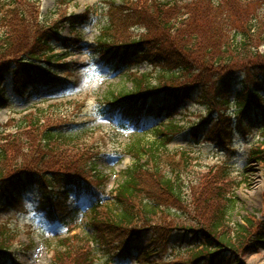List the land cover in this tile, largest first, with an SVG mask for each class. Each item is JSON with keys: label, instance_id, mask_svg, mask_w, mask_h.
<instances>
[{"label": "rangeland", "instance_id": "obj_1", "mask_svg": "<svg viewBox=\"0 0 264 264\" xmlns=\"http://www.w3.org/2000/svg\"><path fill=\"white\" fill-rule=\"evenodd\" d=\"M7 1L0 0L4 15L0 16V35L7 32L13 47L1 58H18L29 50L40 53L41 47L32 46L51 36H56L55 49L61 56L51 67L43 69L52 78L50 82L43 87L27 85L28 91L23 95L15 90L12 81H16L15 84L28 82L32 74L11 72L6 83L7 104L3 105L0 100V147L7 149L11 160L3 163L5 179L0 187L16 185V181L27 174L26 169L39 179L43 174L52 173L59 181L52 185V190L38 183L35 190L21 191L22 202L17 200L10 208L1 200L0 239L9 246L4 264H54L53 255L57 257L62 241L73 246L71 251L61 252V258L78 261L75 264H88L83 255L89 251L94 255L90 260L101 264H145L143 250L133 251L128 256L119 254L125 238L135 234V230L143 232L145 237L140 240L153 254L154 264L181 261L192 264L190 257L200 247L185 251L193 246L181 243L186 238L184 235L169 237L177 232L174 229L180 224L199 229L220 224L216 234L230 238L241 264H264V244L253 243L257 240L255 233L264 225V163L253 159L252 153L264 148L261 133L264 120H258L247 131L235 130V107H221L215 100L216 70L222 75L224 72L219 66L214 68L205 63V57L211 58L208 47L215 40L216 31L226 33L221 36L223 40L231 38L228 29L234 21L218 24L212 19L216 12L200 6L179 10L196 0ZM252 1L225 0L223 12L239 15L240 22L248 14L264 15V0ZM248 2L253 4H245ZM183 15H191L194 26H178L180 32L177 33L174 27L185 19ZM70 17L74 19L68 20ZM88 20V24H80ZM71 21H77L76 29L69 24ZM104 35L110 36L114 48L98 45V38ZM194 35H199L198 41L193 39ZM132 41L143 45L137 49L121 46ZM15 49L17 52H13ZM106 50L109 52L103 53ZM124 51L137 57L131 58L127 68L121 69L111 58L114 52ZM257 53L264 54V46L259 47ZM159 55L165 60L158 61ZM107 59L113 68L106 66ZM184 66H191L192 70L187 72ZM249 69V73H241L239 82L232 84L236 85L235 91L242 89L243 80L254 86L257 76L264 87L263 72L258 71L257 66ZM134 80L141 85H163L175 93L190 86L189 82L197 85L193 86L192 96L177 110L164 111L155 119L142 115V100L122 103L115 113L104 114L108 96L116 97L122 91H140L136 90ZM219 92L222 94L221 90ZM153 95L145 104L163 106L164 99L172 101L165 98L168 94L163 90ZM232 100L235 102L234 96ZM213 109L216 110L208 116V111ZM38 110L47 116L41 118L38 126L30 124L20 130L25 119L32 121ZM205 121L207 128L201 130L199 127ZM83 123V127H77ZM172 123L175 128L169 134L166 127ZM157 129L161 135L156 134ZM222 129L224 132L220 133ZM80 131L83 133L79 141L68 140ZM47 132L62 135L55 144H50L53 149L43 142ZM137 138H142V144L150 147L143 150L144 158L139 161L144 163L139 177L144 188L124 206L131 210V225L116 228L113 225L117 213L113 211L119 200L115 199L114 191L124 173L133 166L134 156L127 152V147ZM164 141L168 142L166 147L161 145ZM150 150H154L151 153L155 157ZM93 159L97 170L108 177L105 186L87 170L86 164ZM168 172L172 173L174 191L178 195L167 191L160 179ZM65 173L85 177L96 190H103V204L95 208L99 211L96 227L90 224L95 210L91 199L81 202L83 212L74 223L67 226L58 222L57 219L67 217V208L76 206H70V201L62 198L65 188L61 182ZM176 179L180 185L174 183ZM41 192L53 197L55 219L52 221L38 205L43 196ZM208 199L211 201H206ZM145 202L155 206L154 213H144L143 210L150 211L145 208ZM224 208L222 224L218 211ZM106 235L109 237L105 244L99 243ZM245 245L247 247H243Z\"/></svg>", "mask_w": 264, "mask_h": 264}, {"label": "trees", "instance_id": "obj_2", "mask_svg": "<svg viewBox=\"0 0 264 264\" xmlns=\"http://www.w3.org/2000/svg\"><path fill=\"white\" fill-rule=\"evenodd\" d=\"M241 1V0H240ZM252 1V0H250ZM7 2H10L7 1ZM225 0H196V3L189 4L181 7V9L185 10H191V6H200L207 10H214L216 12V16H212V19L214 21H217V23H231L229 25L228 32L231 33V38L223 40L221 36H225L226 33H218L216 31V38L214 41H212L211 45L208 47V53L211 54V58L205 57V63L212 64L214 68L219 66L221 68V71L224 72L223 75L219 70L217 71V74L214 78L213 82H216L217 85V94L215 100L219 101L221 107H225L227 109H232L235 107V110L233 115L236 117V128L237 130H246L247 128H250L255 125V123L260 120L264 119V87L260 85V77L257 76L254 78V80H257L255 85L249 86L245 80L242 81V90L239 92L235 91V85H232L234 81L239 82V78L241 77L242 72L249 73L250 69L253 66H257L258 71L263 72L264 74V54H258V49L261 46H264V15H256L252 14L251 16L248 14L247 18H242V22H240L239 18H241L239 15L236 14L233 15L232 12L225 13L223 12L224 9V3ZM254 2V1H252ZM163 4V3H162ZM161 3H157L156 5H162ZM247 5L253 4L251 2L245 3ZM133 5H136L133 4ZM153 7L154 4H152ZM130 8V7H129ZM127 10H129L127 8ZM127 10L123 9L124 12H127ZM129 12V11H128ZM0 16L1 18L4 17L1 6H0ZM185 15H183V18ZM219 18V20L217 19ZM0 18V19H1ZM74 18H69L68 20H72ZM238 20V21H237ZM82 23H85L82 21ZM178 26H185V27H193L194 26V19L191 17V15L185 17V19H182L178 21V23L175 25L174 30L178 33L180 32V28ZM102 31V29H101ZM55 37L51 36L47 41L39 42L37 45H33L32 47H41L40 53H33V52H23L21 56L13 57L11 59H3L1 58V55L4 54V52L9 51L13 47V43L11 40L7 37V32L2 35H0V100L2 103H5L3 105L7 104V98L8 93L6 92V87H4V82L6 81L7 76L10 74V72H16V74L22 72L25 67L29 69V72L33 73V76L30 77V80L28 82L21 83L23 84L21 86V89L18 87L19 85H16V91L21 92L22 95L26 93L27 88L25 85H31V86H43L47 85L51 78L47 76V73L42 70V66L47 65L48 67L51 66L52 62L55 60H58L59 53H56L55 51ZM195 41L199 40V35H194L193 38ZM182 39H178L180 42ZM223 40V41H222ZM39 41V39H38ZM98 45L104 46V47H114L111 42L110 36H101L98 38ZM55 43V44H54ZM143 43H138L135 41H132L128 44H122L123 48L126 49H137V47H142ZM213 45V48L211 46ZM31 47V48H32ZM121 48V47H117ZM13 52H17L15 49ZM104 52H109V50H106ZM125 53H119L117 52V55L115 56V60L120 63V68H127L129 61L131 58L135 59L137 56L133 55L132 53L127 51H124ZM2 53V54H1ZM12 53V52H11ZM232 53L233 56L230 54ZM133 55V56H132ZM9 56V55H8ZM157 60L164 61L165 58L162 55L157 56ZM203 60V59H202ZM153 62V61H151ZM260 62V63H259ZM180 63V61L178 62ZM242 66V67H241ZM23 68V69H22ZM185 71L190 72L192 70L191 66H184ZM240 68V69H239ZM183 70V69H182ZM181 72V69H180ZM171 72H168L170 74ZM181 74V73H179ZM190 76V75H189ZM45 79V81H44ZM16 81H13V84H15ZM134 83L136 85V90H140L139 92H130V91H122L117 94L116 97L108 96L105 99L106 105H105V111L109 112L110 110H114L115 107H117L121 103L125 102H132L131 104H134V102H140L139 100H142V109L145 111V115L147 117H159L162 112L164 111H175L177 110L183 102L192 94L194 93L193 86L197 85L196 83H190V86H186L185 89L181 90L178 93L173 92L171 89H167L163 85H158L156 87H153L152 85H141L140 82H137L134 80ZM17 84H19L17 82ZM160 90H164L168 95L165 98H170L172 101L165 100L164 105L161 107H155L152 105H146V99L153 95V93L158 92ZM219 90L222 91V94H220ZM184 91H187V93H184ZM227 93V95L223 93ZM112 94V93H111ZM139 95V96H138ZM232 96H234V101L232 100ZM6 100V101H5ZM128 104V105H131ZM216 109L208 111V116ZM225 113V112H224ZM47 114L44 113V111L38 110L37 116L32 121H27L25 119V124H21L19 126L20 130L25 129L30 124L33 125L32 127L38 126V122H40L41 118H45ZM207 121V120H206ZM203 122V124L199 127L201 130H204L207 128L206 123ZM175 125L170 124V126L166 127L168 129V133L171 134L172 131H174ZM177 126V125H176ZM82 127L81 125L78 126ZM77 128V129H78ZM247 131V130H246ZM224 132L223 129L220 133ZM83 132L80 131L79 134L72 135L68 138L71 142H77L81 139L80 135ZM201 133V132H199ZM156 134L161 135V132L159 129H157ZM163 134V133H162ZM200 137V134H198ZM264 136V132H263ZM44 144L49 147L50 149H53L50 144H55L58 139L62 138L61 134H52L47 132L44 137ZM142 138H137L129 147H127V152L130 154H133L134 156V163L133 166L127 170L124 173L123 179L121 180V183L117 186L116 193L117 197L116 200H119V205L117 206V209L113 212L117 213V217L114 221V227L116 228H124L126 226H130L133 219L131 216V210H128L124 206L127 204V202L135 196L136 193L140 192L144 187L142 186V181L139 178L140 172L143 170L144 164L139 163V158L144 157L143 150L149 149L148 145L142 144ZM168 142H162L161 145L166 147V144ZM264 144V140H263ZM155 145V143L152 145V147ZM157 154H159L158 150L156 149ZM153 153L154 150H150V153ZM151 155L155 157L153 154ZM253 153V159L259 160L261 163H264V148L262 150H257L252 152ZM138 158V160L136 159ZM7 160H10V156L8 155L7 149H3L0 147V182L4 181L5 179V171L3 170V163ZM11 161V160H10ZM158 164V163H156ZM87 170L92 173V176H95L99 179L100 182H105L108 177L104 174H102L97 168L95 167L94 159L90 160L86 164ZM27 174L22 175L18 181H16V185L12 184L4 187H0V205L2 206L1 200L4 199L5 206H10L14 204L18 198L20 197V193L17 192L19 186L21 188H26L29 186H37L45 184L46 187H48L49 190H52L53 184L57 185L58 180L55 179L54 175L52 173L43 174L39 178H36V175H33L32 171L29 172V170H25ZM158 172V168H156V173ZM83 173V171H82ZM172 174L171 172L167 173L163 177H161V181L164 184V187L167 191H172L176 195L179 193H176L174 190L176 189V186L172 183ZM50 179V180H49ZM41 183H40V182ZM63 184V187L65 190L63 191V200L68 201L72 200V202H76L75 200H78V198L86 195H90L92 199H94L95 203L93 204L94 209L100 205H102V200L104 198L101 196V190L94 191V189L87 180H85V177H77L72 176V174H66L65 173V179L61 182ZM60 183V184H61ZM175 184L180 185L179 180L176 179L174 182ZM104 184V183H103ZM53 185V186H52ZM7 187V188H6ZM6 188V189H5ZM42 188V187H41ZM71 188V190H69ZM100 192V193H99ZM103 192V191H102ZM6 193V194H4ZM42 201L46 202V204L49 205L48 197L51 199V194L42 192ZM70 194H73L74 197H71ZM4 197V198H2ZM75 198V199H74ZM210 202L211 200H206ZM44 206V204H43ZM47 206V205H46ZM145 208L147 207L148 210H143L145 214H152L155 212L156 208L155 206L151 205L150 203L145 202L144 203ZM44 211L46 210L47 213L50 215H54V205L53 210L48 211L45 207H43ZM67 211H65L66 218L63 216L60 221V223H63L64 225L69 226L70 224L74 223V221L77 219L78 215L81 213V209L76 208H67ZM52 212V213H50ZM99 211L95 209L92 212L91 218H90V224L96 227L97 222V214ZM226 214V210L221 209L218 211L219 218L218 220L221 221L223 224V220ZM50 219H55L54 216H50ZM146 216V215H145ZM66 219V220H64ZM208 228V229H206ZM203 227L202 228H196L191 225L187 224H180L175 227L174 230L177 232L174 235H170L171 239H174L176 234H182L186 238H181V243H185L188 246L192 244L193 247H187L185 251H189L190 249L198 248L200 249L196 251L195 253H192L190 259L192 261V264H241L240 260L237 257V251L235 249L234 243L230 241V238H227L225 234L217 235L216 231L220 228V224H217L213 226V224L209 227ZM143 232L139 230H135V234L129 235L125 238V241L123 245L120 247V252H124L127 256L133 252V251H145V264H154L153 260V254L148 251L149 248L147 246L143 245V241L140 240L141 238H144L145 236L142 235ZM189 235V236H188ZM256 241H253L256 245H262L264 244V225L255 233ZM109 235L104 236L99 243L105 244V239H107ZM168 237V239H169ZM168 239L164 242V244L167 243ZM191 240V241H187ZM70 243L71 241L68 240ZM193 243H189L192 242ZM61 245H59L60 250L57 252V257L55 256L54 264H75L78 261L72 262L71 258H68L67 260H63L60 256L61 252L71 251L73 244L70 246L69 244L65 242H60ZM108 244V243H107ZM106 244V245H107ZM143 245V246H141ZM7 244L0 239V254L6 256L5 251L7 249ZM247 247V245L243 246ZM91 251L84 254V261H86L88 264H94L93 260H90V257H92ZM3 259L0 258V262ZM190 261V262H191ZM151 262V263H150ZM177 264H187L185 261H181Z\"/></svg>", "mask_w": 264, "mask_h": 264}]
</instances>
